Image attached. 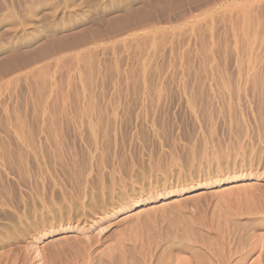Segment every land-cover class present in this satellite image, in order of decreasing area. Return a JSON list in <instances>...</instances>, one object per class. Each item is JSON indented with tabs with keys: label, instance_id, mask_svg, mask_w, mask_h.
Returning <instances> with one entry per match:
<instances>
[{
	"label": "rangeland",
	"instance_id": "rangeland-1",
	"mask_svg": "<svg viewBox=\"0 0 264 264\" xmlns=\"http://www.w3.org/2000/svg\"><path fill=\"white\" fill-rule=\"evenodd\" d=\"M0 264H264V0H0Z\"/></svg>",
	"mask_w": 264,
	"mask_h": 264
},
{
	"label": "bare ground",
	"instance_id": "bare-ground-1",
	"mask_svg": "<svg viewBox=\"0 0 264 264\" xmlns=\"http://www.w3.org/2000/svg\"><path fill=\"white\" fill-rule=\"evenodd\" d=\"M241 177L240 176H235V177H233L232 179H240ZM219 183V182H218ZM53 234L52 233H50L48 236H45V237H50V236H52Z\"/></svg>",
	"mask_w": 264,
	"mask_h": 264
}]
</instances>
